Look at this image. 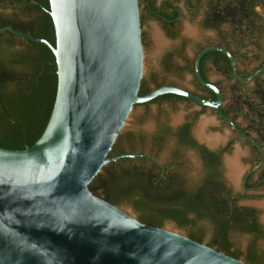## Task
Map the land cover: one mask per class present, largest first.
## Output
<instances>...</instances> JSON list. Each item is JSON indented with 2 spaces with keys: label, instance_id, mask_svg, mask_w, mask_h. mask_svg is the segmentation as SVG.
<instances>
[{
  "label": "water",
  "instance_id": "1",
  "mask_svg": "<svg viewBox=\"0 0 264 264\" xmlns=\"http://www.w3.org/2000/svg\"><path fill=\"white\" fill-rule=\"evenodd\" d=\"M49 1L56 46L0 28L47 45L58 66L56 101L41 138L22 151L0 148V264H248L148 226L96 196L89 185L107 164L140 156L110 153L135 106L165 94L218 110L251 140L221 112L223 94L203 79L201 61L209 52L224 54L240 82H250L264 68L242 77L229 50L210 46L196 54L195 77L216 94L215 101L176 86L140 96L145 55L139 0Z\"/></svg>",
  "mask_w": 264,
  "mask_h": 264
},
{
  "label": "trees",
  "instance_id": "2",
  "mask_svg": "<svg viewBox=\"0 0 264 264\" xmlns=\"http://www.w3.org/2000/svg\"><path fill=\"white\" fill-rule=\"evenodd\" d=\"M5 1L7 0H0L1 3ZM14 1L22 6L20 11L23 15L26 14V18L0 16V28L12 27L15 31L48 40L56 46L50 1L33 0L35 3L31 6L25 3L32 0ZM202 1L198 0L199 4ZM192 2L195 3V0H189L188 3ZM207 2L203 27L220 30L222 25H230V32L223 33L219 43L222 44L221 47L229 50L237 61L239 58H246L247 55L242 53L243 48L255 43L257 36L264 34V19L258 12V9L264 10V0H207ZM194 6L198 7L196 3ZM178 15L179 12L173 13L167 16V19L176 18ZM174 23H170V26L173 27ZM173 30L167 32L171 37L174 35ZM19 43L21 47L17 48ZM211 56L226 60V70L231 72L229 59L220 52L206 54L201 66ZM162 62L166 70L179 72L187 69L174 66L170 54L166 55ZM57 70L56 58L47 45L30 42L8 32L0 33L1 149L22 151L33 146L41 138L56 101ZM202 77L205 79L204 75ZM153 83L155 89L174 86L160 83L156 79ZM255 86L253 96L245 92L233 96L229 112L237 110L239 112L237 116L243 115L247 120H251L254 130L264 139V79ZM151 91L143 80L139 95L144 96ZM206 91L213 96L210 100L217 99L213 91L209 89ZM251 99H257L259 102H252ZM168 101L192 103L178 95L165 94L143 105ZM246 108L247 111L244 112ZM229 112L224 111L227 116ZM169 133L178 146L195 150L202 158L205 171L197 186L187 187L181 175L169 166L164 175L163 170L156 164H151L149 168L136 165L126 168L123 165L125 161L134 162L139 159L124 158L107 164L89 185V189L96 196L117 207L129 202L139 213L138 220L151 227L161 228L166 221L174 222L180 227L210 221L214 226V234L208 246L215 247L236 259L240 258L241 253L233 249L230 232L249 234L253 236L254 242L247 252V260L251 264H264V250L256 249V242L264 240V228L259 222L258 211L238 204L240 198L247 199L250 196H234L232 191L226 188L222 180L221 157L197 143L192 136L189 123L182 124L174 131L169 128L162 129L154 138V143L159 144L163 136ZM133 140L131 134H121L110 157L127 153L118 152L119 148L125 141L133 143ZM130 154H135V150ZM262 177L264 179V171ZM262 187L264 189V183ZM261 197L264 196L258 198ZM188 237L203 243L201 233L193 232Z\"/></svg>",
  "mask_w": 264,
  "mask_h": 264
},
{
  "label": "rangeland",
  "instance_id": "3",
  "mask_svg": "<svg viewBox=\"0 0 264 264\" xmlns=\"http://www.w3.org/2000/svg\"><path fill=\"white\" fill-rule=\"evenodd\" d=\"M163 0H155L156 7H160ZM175 6L181 12V18L175 26L173 37L165 33L162 23L153 17H147L142 21L143 45L145 55V71L143 80L146 81L150 89H155L153 80L160 83L174 85L188 91H197L193 84L192 76L186 70L175 71L166 70L163 66V58L167 53L172 55L174 66L185 67L188 62L194 61L198 50L208 43L219 42L223 33L230 32L231 26L222 25L220 30L206 29L203 27V20L208 8L207 0H203L200 5L193 11L188 9L187 0H177ZM140 11L144 12V3L139 1ZM259 14L264 19V10L258 9ZM0 14L7 17H22L19 7L11 5L0 6ZM156 33L163 38V44L156 41ZM20 43L17 48H20ZM242 53L247 55L246 58H239L237 61L238 68L241 72H250L264 57V34L258 35L256 42L248 44L243 48ZM208 78L212 82H217L223 90L225 108L232 104L233 93L230 90V84L233 80H225L216 73L214 69L209 70ZM246 93L253 96L255 84L249 82L245 85ZM235 122L241 128L248 129L249 120L244 116H237L235 113ZM184 123L191 125L193 136L197 141L209 143L214 150L223 151L226 164L236 156L240 173L238 179L234 180L231 171L225 164L224 179L230 187L232 194L238 197L250 196V198H240L238 204L254 208L258 211L259 222L264 228V189L259 188L254 191L245 192L242 181L246 173L253 167V158L251 147L234 132V130L224 122L219 115L211 108L204 109L194 103L186 101H168L162 103H153L149 105H137L133 109L126 126L121 134H131L134 137L133 143L125 141L123 148L127 151L145 152L153 155L156 160L163 165H168L174 172H178L183 179L192 186L197 183L203 173V165L198 155L183 146H178L172 135H164L159 144L154 143V138L162 129L169 128L171 131L176 130ZM253 138L258 135L254 130H248ZM215 137L217 141L210 143L208 138ZM229 158V159H228ZM231 158V159H230ZM228 160V161H227ZM124 166L136 165L138 167H150V163L144 160H135L133 163L125 161ZM256 169V168H255ZM254 171V170H253ZM258 178V172L254 175V181ZM257 197V198H256ZM119 208L138 219L139 213L129 202L124 203ZM164 229L180 233L186 237L190 233H201L203 243L208 245L214 234V226L210 221H204L197 225L180 227L176 223L166 221L162 226ZM230 242L233 249L241 253L240 260L251 264L247 260V252L253 244V236L239 232H230ZM215 248V247H214ZM216 249V248H215ZM256 249L264 250V240L256 242Z\"/></svg>",
  "mask_w": 264,
  "mask_h": 264
},
{
  "label": "flooded vegetation",
  "instance_id": "4",
  "mask_svg": "<svg viewBox=\"0 0 264 264\" xmlns=\"http://www.w3.org/2000/svg\"><path fill=\"white\" fill-rule=\"evenodd\" d=\"M139 1H141V2H143L144 3V12H142V11H140V14H141V24H142V21L145 19V15L147 16V17H153L154 19H157L158 21H160L162 24V28H163V30H164V32L165 33H167L168 32V30H170V29H174L175 28V26L177 25V23H178V21H179V19L181 18V12H180V10L175 6L176 4H175V2L177 1V0H163L162 1V3H161V6L158 8V7H156V5H155V0H139ZM189 2V0H187V6H188V9H190L191 11H193V10H195L196 8H195V6H194V4L196 3V5H200L199 4V2H198V0H195V3L194 2H192L191 4H189L188 3ZM35 2L32 0V2H30V3H25L26 5H33ZM194 3V4H193ZM6 5H11L12 7H19L20 8V10H21V8H22V6L21 5H19L18 4V2H15L14 0H7V1H5V2H3V3H1L0 2V6H6ZM177 12H179V15H178V17H176V18H170V19H167V16H171L173 13H177ZM21 15L23 16V17H20V18H22V19H25L26 18V14L25 15H23V13H21ZM0 16H3V15H1L0 14ZM3 17H7V16H3ZM175 22V23H174ZM170 23H174V28L173 27H171L170 25ZM221 45L222 44H220L219 42H214V43H208L206 46H203V47H201L199 50H198V52L199 51H201L203 48H206V47H210V46H218V47H221ZM222 48H224V47H222ZM197 52V53H198ZM214 52H216V51H214ZM168 54H170V53H167L166 55H168ZM165 55V56H166ZM171 55V54H170ZM164 56V57H165ZM202 62V61H201ZM230 62V61H229ZM236 62H237V60H236ZM195 59H194V61H192V62H188V64L185 66V67H187V69H186V71H187V73L189 74V75H191L192 76V80H193V84L195 85V87L197 88V91H193L192 93L193 94H196V95H198V96H200V97H202L203 96V98H208L209 100L213 97L212 95H211V93H209V92H207L206 91V89H208V88H206V87H204V86H202L197 80H196V77H195ZM230 66H231V63H230ZM226 68H227V61L226 60H224V59H222V58H219V57H217V56H211L210 58H208L205 62H204V64H203V66H201L200 67V71H201V75H204V77H205V81H207V82H210V83H212L213 85H215V86H217L220 90H221V92H222V94H223V90H222V88L220 87V85L217 83V82H212V81H210V79L208 78V72H209V70H211V69H214L215 71H216V73L218 74V75H220L222 78H224L225 80H228V81H230V80H233L234 81V83H232V84H230V90H231V92L233 93V96H235V95H237V94H239V93H243V92H245L246 93V88H245V85L246 84H248L249 82H240V81H238V80H236L235 79V77L233 76V72H232V70H231V72L230 71H227L226 70ZM237 68H238V65H237ZM261 68H264V57L262 58V60H260V62L255 66V68L252 70V71H250V72H241L240 70H239V68H238V73L242 76V77H247V76H249L250 74H252L253 72H255V71H257V70H259V69H261ZM231 69H232V67H231ZM234 77V78H233ZM264 79V72H261V73H259L254 79H252L250 82H253L255 85H256V83L257 82H261L262 80ZM259 80V81H258ZM255 89H256V86H255V88L253 89V95H254V92H255ZM210 90V89H209ZM211 91V90H210ZM191 92V91H190ZM214 93V92H213ZM247 94V93H246ZM216 95V94H215ZM217 97V96H216ZM251 101L252 102H255V103H257V102H259V101H257V99H251ZM223 102H224V96H223ZM141 105H143V104H141ZM232 105V104H231ZM234 107H235V105H234ZM203 108V107H202ZM206 109H207V107H206ZM211 109H213V108H211ZM214 111H216V113L219 115V117L224 121V122H226L228 125H230L222 116H221V114L219 113V111L218 110H215V109H213ZM220 110H221V112L225 115V113H224V111L226 112H229V110H230V107L229 108H225V106L224 105H222L221 107H220ZM247 111V108L245 109V111L244 112H246ZM235 113L236 114H238L239 112L237 111V110H234V111H230L229 112V116H227V115H225V116H227L228 118H230L234 123H235V125L249 138V139H251V140H248V139H245L241 134H239L231 125H230V127L234 130V132L239 136V138L240 139H242L243 141H245L250 147H251V154H252V158H253V161H252V164H254V167L248 172V173H246L245 175H244V177H243V181H242V186H243V188H244V190H245V192H250V191H254V190H257V189H259V188H263L262 187V184L264 183V179H263V177H262V173H263V171H264V139H263V137H261V135H260V133L259 132H257L256 130H254V128L252 127V122H251V120H249V126H248V129H246V128H241V127H239L237 124H236V122H235V120L233 119L236 115H235ZM241 116H243V115H241ZM246 119V118H245ZM254 130L256 133H257V135H258V137L257 138H253V137H251V135L249 134V131L248 130ZM191 132H192V130H191ZM192 136H193V134H192ZM193 138L196 140V138L193 136ZM197 141V140H196ZM117 142V141H116ZM197 143L199 144V145H203V146H205L207 149H209V150H211V151H213V152H216V154H218L220 157H221V160H222V166H223V171H222V180L224 181V183H225V185H226V188L227 189H229V190H231L230 189V187L227 185V183H226V181H225V179H224V176H223V173H224V169H225V164H226V162H225V160H226V157L224 158V156H223V151H221V150H214V149H212V145L211 144H209L208 142L207 143H201V142H199V141H197ZM124 144V143H123ZM123 144H122V147L121 148H119V151L118 152H121V151H125V152H127L128 154H130V152H134V150L133 151H127V149H125V148H123ZM115 145H116V143H115ZM115 145H114V147H115ZM113 147V148H114ZM211 147V148H210ZM190 150H192V149H190ZM192 151H194L197 155H198V158L200 159V161H201V163H202V165H203V173H202V175H201V177H200V179L197 181V183L195 184V185H191V184H189V182L188 181H186L185 179H183L184 180V182H185V185L187 186V187H194V186H197L198 184H199V182L201 181V179H202V177H203V175H204V171H205V166H204V162H203V160H202V158L200 157V155H199V153H197L195 150H192ZM126 154V153H125ZM135 154H139L140 156L139 157H136V158H127V159H139V160H144V161H148L150 164H156L159 168H161L162 170H163V173L162 174H166L167 172H166V170H168V165H163V164H160L157 160H156V158L153 156V155H151V154H147V153H145V152H138V151H135ZM225 159V160H224ZM133 163V162H132ZM228 163V162H227ZM227 165V164H226ZM132 165H130L129 167H131ZM129 167H126V168H129ZM227 167H228V165H227ZM256 168V169H255ZM254 170V171H253ZM256 172H258V178H257V180L256 181H254V175H255V173ZM181 178H183L182 176H181Z\"/></svg>",
  "mask_w": 264,
  "mask_h": 264
},
{
  "label": "bare ground",
  "instance_id": "5",
  "mask_svg": "<svg viewBox=\"0 0 264 264\" xmlns=\"http://www.w3.org/2000/svg\"><path fill=\"white\" fill-rule=\"evenodd\" d=\"M155 36H156L157 43L160 44V45L163 44L162 36L160 34H158V33H156ZM207 141H209L210 143H215L217 141V139H215V137H210V138L207 139ZM235 159H236V156H235V158L232 159V161L231 160L229 161V167H230L231 175H232L234 180L238 179V175H239L240 170H241L239 168L240 165L238 166L237 161Z\"/></svg>",
  "mask_w": 264,
  "mask_h": 264
}]
</instances>
